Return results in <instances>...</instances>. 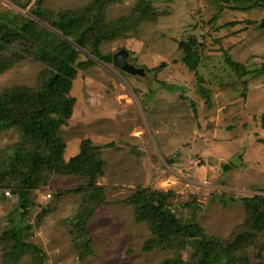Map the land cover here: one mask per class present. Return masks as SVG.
I'll list each match as a JSON object with an SVG mask.
<instances>
[{
	"label": "rangeland",
	"instance_id": "374dc122",
	"mask_svg": "<svg viewBox=\"0 0 264 264\" xmlns=\"http://www.w3.org/2000/svg\"><path fill=\"white\" fill-rule=\"evenodd\" d=\"M87 1L46 0L45 4L75 8ZM136 1L114 0L106 19L130 14ZM149 1L165 12L157 22H140L136 34L128 32V37L103 46L106 53L128 50V60L148 68L145 73L130 74L96 60L95 65L79 66L73 80L77 102L70 123L62 128L68 144L65 157L76 154L86 137L95 143L114 141L116 146L103 149L107 168L98 183L104 187L106 202L88 221L91 252L81 256L75 248L79 234L59 223L80 203V194L73 193L32 237L45 250L46 264L126 260L158 264L170 257L173 252L164 248L142 249L150 230L135 219L130 205L138 186L172 190L169 200L175 203L170 206L174 214H181L178 203L201 202L204 206L195 219L207 232L223 235L243 222L244 212L238 206L241 194L228 193L211 201L214 191L264 194V74L257 71L264 57V27L258 24L264 8L251 6L254 0H230L222 9L214 0ZM8 8L20 10L10 0H0V9ZM190 28L204 33L209 42L206 62L198 70L204 80L181 60L184 54L176 38H183ZM163 62L159 72L153 70ZM41 68L35 61L15 64L0 74V92L15 84L34 85ZM219 77L224 80L218 82ZM181 93L190 99L183 101ZM18 139L16 129L0 130V150ZM170 155L175 158L168 163ZM76 183L75 176H53L44 193ZM16 207V195L4 198L0 193V226H8L7 216L17 219ZM183 212L193 217L191 210ZM30 261L26 256L19 264Z\"/></svg>",
	"mask_w": 264,
	"mask_h": 264
},
{
	"label": "trees",
	"instance_id": "16d2710c",
	"mask_svg": "<svg viewBox=\"0 0 264 264\" xmlns=\"http://www.w3.org/2000/svg\"><path fill=\"white\" fill-rule=\"evenodd\" d=\"M10 1L20 10L0 9V74L20 62H39L42 68L34 85L15 84L0 92V130L14 128L19 134L16 142L0 150V193L4 198L17 196L15 209L19 213L17 219L5 218L7 227L0 226L1 260L3 264H19L29 256V264H46L45 250L32 237L44 219L73 193L80 194V203L73 214L59 223L72 234H79L75 248L81 256L91 252L93 236L88 221L106 202L104 187L98 183L107 168L103 149L116 146L114 141L95 143L86 137L76 154L65 157L68 144L62 128L73 117L77 96L72 88L78 68L95 65L96 60L113 63L114 53L104 52L105 44L128 37V32L136 34L140 22H157L165 12L149 0H137L130 14L107 20V10L114 0H88L75 8L48 7L46 0ZM214 1L222 9V4L227 5L230 0ZM251 6L264 8V0H254ZM259 22L264 27V16ZM193 28L176 41L184 54L183 63L199 74L206 62L209 42L202 37L204 33L191 32ZM223 52L228 57V51ZM261 57L257 71L264 74ZM165 64L153 70L159 72ZM198 76L204 80L202 74ZM219 78L218 82L224 80ZM180 99L190 98L181 93ZM174 156L166 157V161L173 162ZM53 176H75L77 183L75 187L44 193ZM228 193L241 194L238 206L244 219L223 235L207 232L195 219L204 206L201 202L178 203L181 214H174L170 206L175 203L169 200L172 190L138 186L130 205L135 219L145 222L150 230L142 249L152 252L164 248L173 252L158 264H264V194L217 189L211 201L216 196L225 198ZM183 209L191 210L193 217L188 218ZM120 264L138 263L126 260Z\"/></svg>",
	"mask_w": 264,
	"mask_h": 264
},
{
	"label": "water",
	"instance_id": "95a60500",
	"mask_svg": "<svg viewBox=\"0 0 264 264\" xmlns=\"http://www.w3.org/2000/svg\"><path fill=\"white\" fill-rule=\"evenodd\" d=\"M128 59H129V51L126 49L119 50L114 53L113 64L116 67L120 68L121 70H124L130 74L143 75L145 73L144 68L137 67L135 64L130 62Z\"/></svg>",
	"mask_w": 264,
	"mask_h": 264
},
{
	"label": "built area",
	"instance_id": "2783aa9c",
	"mask_svg": "<svg viewBox=\"0 0 264 264\" xmlns=\"http://www.w3.org/2000/svg\"><path fill=\"white\" fill-rule=\"evenodd\" d=\"M7 194H10L9 191H7Z\"/></svg>",
	"mask_w": 264,
	"mask_h": 264
}]
</instances>
